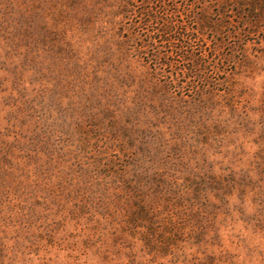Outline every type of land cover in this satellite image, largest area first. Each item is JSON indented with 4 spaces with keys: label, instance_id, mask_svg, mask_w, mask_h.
I'll use <instances>...</instances> for the list:
<instances>
[{
    "label": "rangeland",
    "instance_id": "374dc122",
    "mask_svg": "<svg viewBox=\"0 0 264 264\" xmlns=\"http://www.w3.org/2000/svg\"><path fill=\"white\" fill-rule=\"evenodd\" d=\"M0 264H264V0H0Z\"/></svg>",
    "mask_w": 264,
    "mask_h": 264
},
{
    "label": "trees",
    "instance_id": "16d2710c",
    "mask_svg": "<svg viewBox=\"0 0 264 264\" xmlns=\"http://www.w3.org/2000/svg\"><path fill=\"white\" fill-rule=\"evenodd\" d=\"M146 17L148 19H151L150 15H146ZM164 27H167V26H164ZM157 32L160 35H165V34L168 33L165 29H164V31L162 30V31H157ZM177 36H179V34H177ZM166 41L168 42V39H166ZM146 45L147 46L142 47L144 50L150 44L147 43ZM169 57H172V56L171 55L170 56H168V55L167 56H164L163 55L161 58H159L158 56L154 57V60H152V61L154 62V64H153L154 65V73L156 74V76L158 75V70L157 69H159V65L161 63V62H158V61H160V59H162V60L164 59L165 62H163L162 64H166V65L170 66L171 65V62L169 61ZM180 58H183V57H180ZM185 70L188 71L190 69H185ZM162 82H163L164 86H167V85L169 86V85H171L174 82V80L171 77H163Z\"/></svg>",
    "mask_w": 264,
    "mask_h": 264
}]
</instances>
